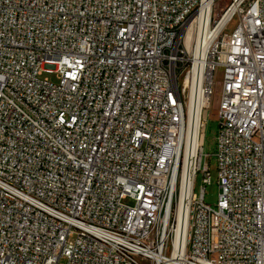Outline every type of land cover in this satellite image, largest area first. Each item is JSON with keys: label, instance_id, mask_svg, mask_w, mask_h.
Returning a JSON list of instances; mask_svg holds the SVG:
<instances>
[{"label": "built area", "instance_id": "obj_1", "mask_svg": "<svg viewBox=\"0 0 264 264\" xmlns=\"http://www.w3.org/2000/svg\"><path fill=\"white\" fill-rule=\"evenodd\" d=\"M216 1L0 0V264H264V0Z\"/></svg>", "mask_w": 264, "mask_h": 264}, {"label": "rangeland", "instance_id": "obj_2", "mask_svg": "<svg viewBox=\"0 0 264 264\" xmlns=\"http://www.w3.org/2000/svg\"><path fill=\"white\" fill-rule=\"evenodd\" d=\"M229 0H217L216 1V12L220 13L223 11V9L228 4ZM232 28V25L230 26ZM194 34L195 31L189 28L187 41L194 40ZM42 77H48L53 81H57V76L54 73L46 72L43 74ZM215 89H214V95L212 97L211 101V108L209 110L208 114V123L206 126V132H205V142H204V153L210 155V159L204 160L202 162V166L204 167L207 163L210 169V176H211V183L205 184V197L204 200L207 204H209L211 207H215L219 198V185L217 183V167H216V161H215V151H216V134L219 128V120H218V105L220 100V93H221V87H222V70H218L215 75ZM203 174L199 173L196 179L195 183V194L197 196H200L201 194V188L203 186ZM127 204L130 202L127 200Z\"/></svg>", "mask_w": 264, "mask_h": 264}, {"label": "bare ground", "instance_id": "obj_3", "mask_svg": "<svg viewBox=\"0 0 264 264\" xmlns=\"http://www.w3.org/2000/svg\"><path fill=\"white\" fill-rule=\"evenodd\" d=\"M197 38H198V32L195 31L193 42L196 41ZM186 227H187V223L185 224L184 221H183V222H182V225H181V227H180V228H181V231H182L183 229H186Z\"/></svg>", "mask_w": 264, "mask_h": 264}]
</instances>
